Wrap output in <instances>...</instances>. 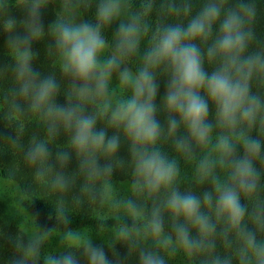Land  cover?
I'll list each match as a JSON object with an SVG mask.
<instances>
[{"label":"clouds","instance_id":"obj_1","mask_svg":"<svg viewBox=\"0 0 264 264\" xmlns=\"http://www.w3.org/2000/svg\"><path fill=\"white\" fill-rule=\"evenodd\" d=\"M26 20L24 35H16L17 20L7 11V0H0V29L9 34L8 44L13 50L16 65L18 93L30 101L48 122V132L54 135L61 128L70 133V144L81 158V167L88 179L110 173L111 166H97V156H111L119 146V137L107 136L103 128L97 129L96 115L84 112L85 101L106 97L113 72L128 95L114 105L107 100L101 105L108 124L121 130L131 144L133 158L132 189L149 195L163 193L162 205H154L146 231L155 238L160 248L173 245V237L163 231L162 210L173 220L175 243L189 254L211 253L217 223L223 222V234L231 231L238 242L235 257L238 264H264V201L255 200L249 211L241 204V195L252 197L260 183V172L255 166L264 164V96L252 91V83L264 84V47L252 50L255 39L253 19L256 9L252 0H204L200 9L192 14L188 3L182 7L169 5V11L182 12L185 24L173 23L157 26L152 32L142 56V65L133 73L126 62L139 53L141 40L148 33V25L139 14L130 16L118 25L113 36L111 54L104 57L109 47L102 29L121 16L122 0H96L95 22H76L71 9L75 5L66 0L69 13L49 25L47 34L60 61V71L70 77L72 92L80 103L71 99L66 106L55 103L57 82L51 77L41 79L34 72L31 61L33 41L45 35L41 23V9L46 0H18ZM151 3L145 5V14ZM201 45L205 47L202 49ZM205 63L212 66L205 69ZM167 76L162 107L167 113V135L174 138L177 152L191 158L194 146L208 149L197 162L196 173L201 181L212 183L211 191L202 198L191 192H180L175 187L177 162L158 147L163 130L156 119L157 73ZM209 104L214 109L215 126L221 129L213 140V125L209 123ZM182 127L185 137H176ZM258 135H252L253 130ZM237 148L240 151H237ZM212 153H215L213 156ZM27 159L39 163L37 175H46L43 167L48 158L44 142L30 146ZM67 154H58L57 162L63 166ZM226 170L221 180L215 169ZM52 186L64 189L65 177L57 173ZM128 208L135 212L131 202ZM247 217V219H246ZM182 218L183 223H179ZM252 228L248 227V223ZM194 229L197 237L190 234ZM129 232L121 228L119 236ZM39 240L29 246V255H35ZM83 257L87 264H110L102 248L86 244ZM46 264H78L69 253L49 256ZM139 264H165L164 258L152 250H141ZM206 264H231L229 258L212 256Z\"/></svg>","mask_w":264,"mask_h":264},{"label":"trees","instance_id":"obj_2","mask_svg":"<svg viewBox=\"0 0 264 264\" xmlns=\"http://www.w3.org/2000/svg\"><path fill=\"white\" fill-rule=\"evenodd\" d=\"M55 1L57 0H46L41 9L40 19L45 35L31 44L34 53L31 66L41 79L51 76L56 80L55 103L66 106L69 98L73 104L80 101L71 95L72 81L60 71V61L52 46V39L47 34L49 25L59 19L58 8L66 3V0H61V3ZM203 2L204 0H122L121 16L102 29L109 44L104 57L111 54L113 36L118 25L122 21L126 22L130 16L139 14L148 25V33L141 40L139 53L126 62L125 66L134 73L142 65L145 48L157 26L186 23L187 18L182 12L180 14L170 12L169 5L182 7L184 3H188L192 14H195ZM147 3H151V8L145 14ZM252 3L255 5L256 15L252 24L255 39L251 48L255 50L264 47V0H252ZM71 4L75 5L73 10L76 9L80 14V19L77 18L78 22L80 20L95 22L96 0H71ZM6 7L8 13L18 22L15 34L22 38L25 32L23 22L26 20L23 8L18 0H7ZM8 39L9 34L0 29V178L17 189L24 199L27 212L35 219L37 227L49 235L46 239L40 238L38 245H34L37 253L29 255V246L33 243L29 241L20 226L8 220L9 213L3 208V203L0 211V264H46V258L49 256L59 257L69 253L77 258L78 264H87L82 255L86 244L102 248L110 264H139L141 250L157 252L164 258L165 264H206L212 256L229 258L231 264H238L235 257L238 242L231 231L227 236L223 234L226 228L223 222L217 223L216 234L212 238L215 248L211 253L189 254L176 244L173 220L166 210H162L163 231L173 237V245L169 248L158 247L155 238L146 231L145 226L154 205L159 204L163 208L164 196L163 193L149 195L133 191L134 162L131 144L121 130L108 124L107 115L102 112L101 105L105 100L114 105L115 99L118 101L124 98L119 91V96H116L115 83L118 80L116 72L112 74L106 97L83 102L85 114L96 115L97 129L103 128L107 136L115 134L119 137V146L114 154L97 156L98 168L103 169L110 165V173L88 179L86 170L81 167V158L70 144V133L61 128L54 135H50L47 120L40 112L31 108L27 98L19 95V82L15 72L16 61ZM204 47L201 45L202 49ZM205 69L211 71L212 66L205 63ZM156 80L158 83L156 119L163 130L158 147L165 155L174 158L177 162L178 175L175 187L182 193L191 192L202 198L204 192L211 191L212 183L199 179L196 165L208 149L194 146L191 158L175 150L174 138L167 135V113L162 107L167 76L158 71ZM252 91L264 96V84L258 80L253 81ZM208 121L213 125L214 140L216 133L221 129L215 126L214 109L211 104H209ZM252 135H258L255 129ZM176 137L186 138L182 127L177 129ZM261 139L264 142V136ZM36 142H44L49 153L43 165L49 171L43 176L37 175V169L41 165L30 162L26 155L30 146ZM237 151L239 152L240 149L237 148ZM58 154H67L68 159L63 166L57 162ZM212 155L214 156L215 153ZM255 166L261 174L257 192L252 197H245L242 194L240 200L249 211L252 210L255 200L264 201V164L257 161ZM215 171L221 180L226 178L225 169L217 167ZM57 173L62 174L66 180V187L62 190L52 186V179ZM128 202L132 203L135 212L128 208ZM117 207L120 209H115ZM121 211L123 215L117 214ZM177 222L183 223L182 218ZM248 227L252 228L250 222ZM121 228H126L130 235L126 238L120 237ZM84 230L101 237L96 240L85 238L80 242L67 240L58 243L56 239L51 240L52 235L70 236ZM139 233L143 235L136 236ZM190 234L194 238L197 237L194 229H190ZM257 238L264 239V233H258Z\"/></svg>","mask_w":264,"mask_h":264},{"label":"rangeland","instance_id":"obj_3","mask_svg":"<svg viewBox=\"0 0 264 264\" xmlns=\"http://www.w3.org/2000/svg\"><path fill=\"white\" fill-rule=\"evenodd\" d=\"M60 1L61 0H57L55 2H60ZM58 10H59V15H60L59 18H61L62 16L66 17L69 14L65 10V5L58 8ZM74 10L72 8L71 12H72L74 19L78 23L77 18L80 19V14L76 9H74ZM115 85H116V90H117L116 96H119L118 91L120 94L123 95V97L128 95V89H126L121 84L119 79L116 81ZM116 101H117V99L114 100L115 103H116ZM111 190L114 191L113 188H111ZM3 203H4L3 208H6L8 210V213H9L8 220L13 222L14 224H17L18 226H20L21 229L24 231V233L27 235V238L29 239L30 242L33 243L34 241L39 240L40 238L46 239L48 237L49 234L47 232L39 229L37 227V224H36L33 216L27 212V210L25 208L24 199H23V197L20 196L17 189H15L9 183L2 181L0 178V211L2 209ZM112 209H114V208H112ZM115 209H120V208L117 207ZM122 213H123V211L117 212V214H120V215H123ZM142 235H143L142 233H139L136 236L140 237ZM100 237H101V235H93V233L84 230V231H79L77 233H73L70 236L69 235L65 236V235H61V234L56 235V236L52 235L51 240L56 239L58 241V243H60L61 241H67V240L69 242H80L85 238H90V239L93 238L96 240V239H99ZM181 260H182V258H181Z\"/></svg>","mask_w":264,"mask_h":264}]
</instances>
